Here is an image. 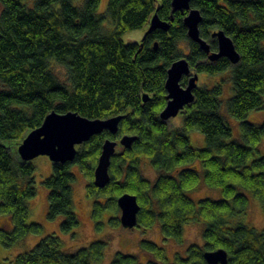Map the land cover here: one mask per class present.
I'll list each match as a JSON object with an SVG mask.
<instances>
[{
    "label": "trees",
    "instance_id": "obj_1",
    "mask_svg": "<svg viewBox=\"0 0 264 264\" xmlns=\"http://www.w3.org/2000/svg\"><path fill=\"white\" fill-rule=\"evenodd\" d=\"M103 15L96 12L101 0H0V245L9 249L43 227L30 223L28 200L37 195L36 166L24 163L17 150L28 134L41 127L52 112H73L86 119L120 117L116 136L105 131L76 149L73 163H53L48 189L49 219L63 216L61 233L80 225L73 203L75 164L89 179L87 195L93 199V219L98 230L103 213L117 211V199L129 193L141 210L138 226L161 224L165 239L183 243V227L203 224L204 245H192L187 257L168 262L164 248L147 240L142 251L154 256L142 263L138 256L117 253L112 264H207L205 251L224 249L228 264H264V231L238 223L249 210L250 197L264 209V156L257 158L264 140V124L246 122L248 114L264 108V0H192L200 11L201 38L213 51L216 29L232 38L240 55L210 62L200 46L188 38L187 12L171 21L173 0H108ZM157 14L169 22L168 32L146 35ZM106 21L114 26L105 30ZM138 42H123L128 32L145 30ZM183 43H187L188 53ZM158 45L155 48V45ZM186 58L192 71L215 76L231 71L233 91L227 112L241 123L243 142L228 141L232 128L221 113L222 86L194 90L193 104L183 112V128L162 121L167 106L166 80L171 65ZM57 63L66 80L56 73ZM184 77L182 86L188 84ZM148 95L149 100L144 101ZM204 135L207 148L191 145L189 133ZM123 136L137 139L131 148L120 145L111 158L110 183L100 189L95 169L107 140ZM149 160L158 172L155 182L143 178L142 164ZM203 169V174H201ZM203 181L221 191L220 200L195 202L188 195ZM109 224L119 225L117 217ZM107 243L94 241L69 253L57 234L43 237L16 264H92L104 258Z\"/></svg>",
    "mask_w": 264,
    "mask_h": 264
},
{
    "label": "rangeland",
    "instance_id": "obj_2",
    "mask_svg": "<svg viewBox=\"0 0 264 264\" xmlns=\"http://www.w3.org/2000/svg\"><path fill=\"white\" fill-rule=\"evenodd\" d=\"M84 0H79L83 3ZM108 0H101V4L97 9L98 15H103L108 6ZM105 30L110 32L114 30L111 22L106 21L103 24ZM145 30H138L134 32H128L122 37L123 42L126 44L138 42L142 39ZM183 47L186 48V53H188L187 43H183ZM56 73L63 80H66V70L54 62L52 65ZM221 85L223 95L221 97L223 106L221 113L225 117L226 121L230 124L232 128V137L228 141L243 142L241 133V123L239 120L234 119L226 110L227 101L233 97V82L231 80V71L225 72L223 74H218L215 76L209 75L207 73H200L198 86L200 88H215V86ZM1 87V86H0ZM183 114L179 113L178 116L172 118L168 121L169 126L172 128H183ZM246 122H250L254 125L264 124V108L259 109V111H252L248 114ZM188 136L191 140V145L195 148H207L206 140L204 135L200 132L189 133ZM258 147L257 158L264 156V140L260 142ZM32 163L36 166V187L37 196L33 199L28 200L27 205L30 208V223L38 224L43 227L42 233L40 235L30 234L23 242L19 245L5 249L0 245V264H16L15 258L23 252H28L36 245H38L43 237L50 236L51 234H57L61 238L63 243V248L69 253L76 252L83 247H86L93 243L94 241H102L107 243V248L104 253V258L99 261H95L92 264H112L116 254L121 253L123 255H133L138 256L140 262L146 263L148 260H153L154 256L151 254L144 253L141 249L142 241H151L154 244L159 245L164 248L165 254L167 255L168 262L173 263L177 259L187 257V250L192 246H202L203 241V224L189 223L183 227L184 238L183 243H177L174 239H165L163 233H161V224L151 228H143L141 226H136L134 229H124L122 224H120V218L122 213L118 207L117 211H106L103 213L101 222L104 227L102 230H98L94 219H93V199L89 198L86 191L90 184L86 173L81 169V167L72 164L71 171L75 174V180L72 185L73 203L75 204V212L80 217V225L78 228L72 230L70 233H61L60 224L63 220V216L56 219H49L47 216L49 210V195L48 189L43 182L53 174L52 168L53 163L49 158L40 156L33 160ZM142 176L152 182L158 177V172L153 169L150 161L145 160L141 167ZM203 169H201V174H203ZM188 195L195 202H199L201 199H213L220 200L222 198L221 191H217L211 188H207L203 181L198 185L197 189L189 191ZM250 197L249 210L245 216L239 218L238 223H244L250 228L257 229L258 231H264V209L261 202L253 197V195L248 193ZM117 217L119 225L113 226L109 224L111 217ZM3 220L0 218V224Z\"/></svg>",
    "mask_w": 264,
    "mask_h": 264
},
{
    "label": "water",
    "instance_id": "obj_3",
    "mask_svg": "<svg viewBox=\"0 0 264 264\" xmlns=\"http://www.w3.org/2000/svg\"><path fill=\"white\" fill-rule=\"evenodd\" d=\"M192 0H173L171 21H174L173 15L177 12H187L184 25L188 29V38L200 46L209 55V60L214 62L220 58H227L235 65L240 61V55L235 48L232 38L228 37L225 31L216 30L212 38L218 42V52L211 54L210 45L205 39L201 38L200 25L202 16L200 11L191 8ZM168 32L170 24L163 21L155 14L149 24L146 35L157 30ZM157 44L155 48H157ZM166 80L167 103L163 112L160 114L162 121L168 122L172 118L183 112L186 106L193 104L195 99L194 90L198 88L199 74L191 71L189 61L182 58L173 63L168 70ZM184 77H189L188 84L182 86ZM149 96H144V101H148ZM120 117H110V119H86L79 114L67 112L60 114L52 112L46 116L43 125L27 135L25 140L19 146L17 154L20 159L26 163L31 162L37 157L44 156L55 164L73 163L78 151L77 147L86 142L93 136L100 135L107 131L113 136L119 132ZM137 138L135 136H123L120 142L107 140L102 147V153L98 165L95 169L94 182L96 187L102 189L110 182L109 168L111 158L116 153L118 146L126 149L131 148L132 143ZM118 207L122 213L120 224L125 229H134L138 226V215L141 210L140 203L136 196L125 193L117 199ZM204 259L207 264H228V252L224 249L205 251Z\"/></svg>",
    "mask_w": 264,
    "mask_h": 264
},
{
    "label": "flooded vegetation",
    "instance_id": "obj_4",
    "mask_svg": "<svg viewBox=\"0 0 264 264\" xmlns=\"http://www.w3.org/2000/svg\"><path fill=\"white\" fill-rule=\"evenodd\" d=\"M171 16H172V15H171ZM171 16H170V17H171ZM168 23H169V22H168ZM216 30H221V29H216ZM216 30H214V31H216ZM214 31H213V32H214ZM213 32H212V34H213ZM212 34H211V39H212V40H215V41L217 42V39H216V38H212ZM207 43L209 44L208 41H207ZM209 45H210V44H209ZM210 49H211V48H210ZM217 49H218V42H217ZM218 51H219V49L216 50V51H213V53H214V52H218ZM211 54H212V49H211ZM207 55H208V54H207ZM208 60H209V55H208ZM209 61H210V60H209ZM210 62H212V61H210ZM191 71H192V70H191ZM187 78H188V77H187ZM188 79H189V78H188ZM187 82H188V81H187ZM198 87H199V86H198Z\"/></svg>",
    "mask_w": 264,
    "mask_h": 264
},
{
    "label": "bare ground",
    "instance_id": "obj_5",
    "mask_svg": "<svg viewBox=\"0 0 264 264\" xmlns=\"http://www.w3.org/2000/svg\"><path fill=\"white\" fill-rule=\"evenodd\" d=\"M213 53V52H212ZM189 78V77H188Z\"/></svg>",
    "mask_w": 264,
    "mask_h": 264
}]
</instances>
